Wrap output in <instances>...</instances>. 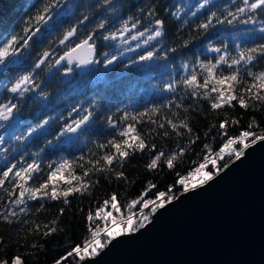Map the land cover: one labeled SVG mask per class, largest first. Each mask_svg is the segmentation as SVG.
<instances>
[{"label": "snow or ice", "instance_id": "snow-or-ice-1", "mask_svg": "<svg viewBox=\"0 0 264 264\" xmlns=\"http://www.w3.org/2000/svg\"><path fill=\"white\" fill-rule=\"evenodd\" d=\"M83 6L70 0H43L19 33L0 41V130H3L0 153L7 156L10 151H15L4 147L13 140L40 141L46 148L56 150H63L66 145L87 147L91 144L87 153L80 148L79 156L60 157L46 163L40 159L44 148L28 158L27 154L17 153L19 159L12 157L15 162L5 159L0 166V222L30 225L29 234L47 239L58 232L70 198L92 197L101 179L108 183L112 180L127 182L124 165L137 153L147 155V170L155 171L161 164L173 169L177 159L199 139L192 128L194 118L207 119L210 114L219 118L222 113L223 117L208 131L218 129L226 138L218 150L209 144L203 145L206 155L202 162L186 175L177 173L175 183L168 185L167 190L156 192L154 198L148 194L157 185L147 181L140 196L123 205L115 191L102 202L98 201L95 209L90 208L85 215L88 237L71 245L53 264H67L72 257L78 264H85L107 246L105 241L110 243L116 237L143 228L153 213L177 199L173 194L177 185L183 192L205 185L220 171V161L225 157L239 159L247 149L264 140V132L253 131L258 127L254 118L247 129H241L235 135L227 134L230 124L240 123L231 115L236 108L264 109V65L261 64L264 61V0H232L223 5L213 3V0H200L197 11L189 9L187 12L184 6L173 5L175 10L169 14L175 20H183L180 30L189 24L181 13L197 17L200 9H206L200 22L193 21L191 30L196 35L178 36L173 46L165 42V19L159 13L166 9L158 0H149L136 14L126 18L116 15L112 21L100 19L92 28L86 27L91 22L87 14L73 16L76 22L60 32L55 40H50L57 31L56 26L63 23L61 18L73 15L74 10ZM99 7L117 11L111 0H103ZM236 23L251 25L245 30L246 38L257 34L256 38L261 42L241 46L233 38L231 46L225 40L219 45L212 43L225 26L234 27ZM201 37L208 41L201 50L212 54L211 58L205 55L203 59L196 57L176 65L177 54L191 51L195 47L193 42ZM45 41H48V47L32 59V52ZM113 47L115 51L111 50ZM105 48L109 51H104ZM113 65L138 66L153 79L167 74V81L159 88L166 98L142 110L117 107L111 114L104 115L100 104L92 97L64 109L67 116L63 112L55 117L48 115V112H56L59 106L50 103L51 93L44 90L55 77H69L77 71L97 72L101 66L107 70ZM9 76L12 78L8 79ZM97 76L102 78L101 73L97 72ZM33 105L32 118L25 117V108ZM33 119L38 121L34 126ZM101 122L103 132L98 127ZM92 136L97 139L91 140ZM184 137L185 142H177L167 150L158 147V142L163 144L165 140ZM209 166L212 171H208ZM49 201L63 205L55 218L43 223L28 219L47 214ZM137 208L138 212L135 211ZM2 243L3 237H0ZM31 247L43 245L33 243ZM0 264H24V260L21 255L14 254L11 258L0 259Z\"/></svg>", "mask_w": 264, "mask_h": 264}, {"label": "trees", "instance_id": "trees-1", "mask_svg": "<svg viewBox=\"0 0 264 264\" xmlns=\"http://www.w3.org/2000/svg\"><path fill=\"white\" fill-rule=\"evenodd\" d=\"M71 3L76 5H84L74 10L73 15L62 17L63 23L58 24L57 31L49 38L55 40L59 36L60 32L70 27L76 21L73 18L82 17L87 14L90 17L91 22L86 24L87 28L94 27L95 23L104 18H108L112 21L113 17L119 15L126 18L129 15L137 13L138 9L142 7L149 0H111L112 4L117 9L113 12L112 9L107 7H99V4L103 0H70ZM200 0H158L159 5L166 9L159 14L161 18L165 19V29L167 35L165 42L169 46H173L177 37L188 38L190 35H196L191 30L193 21L200 22L204 17L206 9H200L197 12V17H192L190 14L181 16L187 19L189 24L181 29L183 20H175L171 17L169 11H174L173 5H182L187 12L197 11V5ZM232 0H213V3L220 5L231 3ZM43 3V0H0V41L5 37L20 32L24 26V22L32 15L35 14L37 8ZM97 5V7H92ZM216 10V9H213ZM118 26V25H117ZM252 27L251 25H243L236 23L235 26H225L224 30L220 33L219 37H214L213 44L219 45L221 40H225L230 46L233 44V38L235 42L241 46H252L253 43H260L261 41L256 38L257 34H250L251 38H246L245 30ZM219 29V26H218ZM84 29H82L83 31ZM112 43L115 42H105ZM195 47L191 51H185L184 55L177 54L175 64L179 65L181 61L190 62L194 58L198 57L203 59L205 55L211 58L212 54L203 52L201 49L208 44V41L200 40L193 42ZM48 47V41H45L40 47L32 52V59H35L39 51ZM113 47L111 50H114ZM104 51H109L105 48ZM264 65V61H261ZM177 71L179 69L177 68ZM97 72L102 74V78H98ZM97 72H75L69 77L57 76L53 82L44 90L51 93L52 105L58 103L56 112H48V115L55 117L58 113L63 112L67 116V112L64 109H70V107L76 102H83L89 98L94 97L96 102L100 104L104 115L111 114L115 109L127 108L129 111L142 110L144 107L151 104L160 103L162 99L166 98V94L159 91V88L164 82L167 81L168 75L163 77L151 78L148 77L144 70L137 67L123 68L122 66H110L105 70L101 66ZM18 73H13L16 75ZM175 75V73H173ZM9 76L8 79H11ZM35 111V105L25 108L24 114L27 118H32V114ZM231 115L238 118L240 123L236 126L228 127L227 134L229 136L238 134L241 129H247L251 119H255L258 123V127H254L253 131L257 134L264 132V109L260 110H242L236 108L231 112ZM223 114H220L219 118H222ZM40 118H44L41 116ZM216 115L210 114L207 119L197 117L193 119L192 128L194 134L198 135L199 139L196 140L194 145L188 147V151L175 162L173 169L169 170L167 167L161 164V166L155 171H150L145 168L148 163L147 155L137 153L124 165V171L127 176V182L112 180L111 183L101 179L100 185L94 189V195L92 197H76L70 198V205L66 206L67 211L60 219L58 225V232L47 239L38 235L29 234L30 225L13 224L6 225L0 222V237H3V243L0 244V259L11 258L14 254L21 255L24 264H52L55 259L63 255L70 249L71 245L81 243V241L88 237V230L86 226L85 215L91 209H95L97 202H102L107 198V195L111 192H117L119 195V201L123 203L127 202L131 198L139 197L142 189L147 181L154 182L157 187L150 192L149 197H155V193L161 190H167L168 185L174 184L176 180V174L186 175L187 172L192 169L197 163L202 162L203 156L206 152L203 145L209 144L214 150H218L224 137L218 129L213 128L208 131L211 125L218 123L219 119ZM37 120L33 119V126ZM101 132L104 131L103 122L98 124ZM3 130H0L2 133ZM207 133V135L205 134ZM20 133L18 132L17 135ZM103 139V137H100ZM52 139V137H48ZM97 136H92L91 140L95 141ZM186 141L184 138H173L165 140L163 144L158 142V147H164L166 150L170 147H174L177 142L183 143ZM6 149H15L10 151L7 156L0 153V166L3 165L5 159L12 160L13 156L19 159L17 153L26 155L28 158L32 153L44 148L45 151L41 153L40 159L45 163L49 160H57L60 157L71 158L73 156H79L81 152L78 150L83 149L84 153H87L89 144L87 147L83 144L72 147L63 146V150H56L53 148H46L45 144L40 141L29 142H17L15 140L4 145ZM239 147V146H237ZM231 157H225L220 161V167H223ZM177 187V186H176ZM175 187V188H176ZM38 207L35 202H30ZM63 205L56 201H49L46 205L47 214H39L38 216L28 217L30 220H38L39 222H47L55 218L57 210ZM82 209V210H81ZM108 210H111L110 208ZM125 210V209H124ZM103 225V221H100ZM106 244L107 241H105ZM33 243L43 245V247L32 248ZM67 264H78L75 257L68 260Z\"/></svg>", "mask_w": 264, "mask_h": 264}, {"label": "water", "instance_id": "water-1", "mask_svg": "<svg viewBox=\"0 0 264 264\" xmlns=\"http://www.w3.org/2000/svg\"><path fill=\"white\" fill-rule=\"evenodd\" d=\"M85 264H264V140Z\"/></svg>", "mask_w": 264, "mask_h": 264}, {"label": "rangeland", "instance_id": "rangeland-1", "mask_svg": "<svg viewBox=\"0 0 264 264\" xmlns=\"http://www.w3.org/2000/svg\"><path fill=\"white\" fill-rule=\"evenodd\" d=\"M115 50V49H114ZM232 158V159H231ZM230 159H229V161L225 164V165H228L229 164V162L231 163V161L232 160H236V158L235 157H231ZM233 162V161H232ZM224 168V167H223ZM223 168H221L220 170H222ZM208 171H212V169H211V167H209L208 168ZM192 190V189H191ZM182 193H185V192H183V189H182V187L181 186H179V185H177V187L174 189V192H173V194L175 195V196H179L180 194H182ZM152 198H154V197H152ZM165 199H166V197H165ZM138 209V208H137ZM136 209V210H137ZM126 209L124 210V212L126 213ZM109 227H111V225L109 224L108 225ZM53 264V263H52Z\"/></svg>", "mask_w": 264, "mask_h": 264}, {"label": "built area", "instance_id": "built-area-1", "mask_svg": "<svg viewBox=\"0 0 264 264\" xmlns=\"http://www.w3.org/2000/svg\"><path fill=\"white\" fill-rule=\"evenodd\" d=\"M231 159H232V158H231ZM236 160H237V159H236ZM232 161H235V159H234V160H232ZM232 161H231V162H232ZM229 163H230V162H229ZM209 167H210V166H209ZM223 167H224V166H223ZM223 167H220V169H221V168H223ZM135 211H137V212H138V209H137V210H135Z\"/></svg>", "mask_w": 264, "mask_h": 264}]
</instances>
